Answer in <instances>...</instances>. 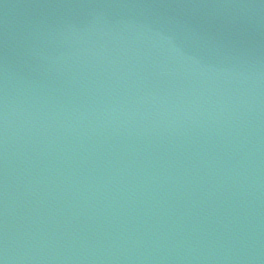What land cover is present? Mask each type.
I'll return each mask as SVG.
<instances>
[{"label": "water", "instance_id": "1", "mask_svg": "<svg viewBox=\"0 0 264 264\" xmlns=\"http://www.w3.org/2000/svg\"><path fill=\"white\" fill-rule=\"evenodd\" d=\"M0 264H264V0H0Z\"/></svg>", "mask_w": 264, "mask_h": 264}]
</instances>
